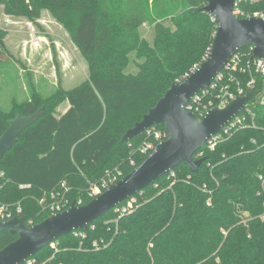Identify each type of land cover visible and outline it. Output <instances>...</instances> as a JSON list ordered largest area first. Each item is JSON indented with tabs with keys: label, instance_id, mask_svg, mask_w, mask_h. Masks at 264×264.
<instances>
[{
	"label": "trees",
	"instance_id": "1",
	"mask_svg": "<svg viewBox=\"0 0 264 264\" xmlns=\"http://www.w3.org/2000/svg\"><path fill=\"white\" fill-rule=\"evenodd\" d=\"M206 2L0 0L6 14L31 20L48 10L70 30L90 69L70 89L46 98L34 93L0 109L2 134L17 112L42 107L0 159V201L20 203L35 224L51 214L39 198L62 182L69 201L84 204L94 198L92 185L118 172L119 180L140 164L148 154L140 150L149 139L145 132L121 137L207 56L217 25L202 10ZM237 8L241 17L264 10V0L239 1ZM143 22L153 28L151 41L140 32ZM3 53L0 61H6ZM62 100L68 108L56 115ZM252 108L246 126L194 153L204 158L197 172L179 163L92 220L84 237L72 231L48 243L31 256L35 264H264V101ZM16 237L0 231V248ZM94 240H102L98 248Z\"/></svg>",
	"mask_w": 264,
	"mask_h": 264
},
{
	"label": "water",
	"instance_id": "2",
	"mask_svg": "<svg viewBox=\"0 0 264 264\" xmlns=\"http://www.w3.org/2000/svg\"><path fill=\"white\" fill-rule=\"evenodd\" d=\"M234 4L235 0H207L202 10L210 13L217 25L207 57L182 80L172 82L154 106L124 132L121 141L129 140L154 124H162L167 137L157 142L140 164L84 204L72 201L65 210L51 213L30 226L25 224V215L0 220V231L17 234L16 239L0 248V264H22L58 237L86 229L92 220L137 194L181 162H185L191 172L198 171L204 158H194V153L240 113L247 102L253 101L258 92L249 90L224 107L213 106L202 118L184 107L191 96L210 84L238 49L252 46L257 57H264V17H237ZM41 114L42 107L30 115L17 112L7 120L8 126L0 134V159L17 141L19 132Z\"/></svg>",
	"mask_w": 264,
	"mask_h": 264
},
{
	"label": "rangeland",
	"instance_id": "3",
	"mask_svg": "<svg viewBox=\"0 0 264 264\" xmlns=\"http://www.w3.org/2000/svg\"><path fill=\"white\" fill-rule=\"evenodd\" d=\"M140 32L152 40L153 28L147 23H141ZM0 36L4 43L0 50H4L6 60L0 61V109L4 111L34 93L46 98L60 89H70L89 75V64L74 43L70 30L46 9L31 20L6 14L0 5ZM129 69L136 71L132 64ZM259 98L260 95L250 105H257ZM67 108V101L62 100L54 112L60 115ZM51 247H56L55 242Z\"/></svg>",
	"mask_w": 264,
	"mask_h": 264
},
{
	"label": "built area",
	"instance_id": "4",
	"mask_svg": "<svg viewBox=\"0 0 264 264\" xmlns=\"http://www.w3.org/2000/svg\"><path fill=\"white\" fill-rule=\"evenodd\" d=\"M239 1L246 0H235L234 13L237 17H239V9L237 8V3ZM251 16L264 17V10L246 13L241 17ZM246 47L247 48H240L234 52L222 69L216 73L210 84L191 96L184 107L193 111L199 118H202L213 106L217 105L219 107H224L230 100L236 96L244 95L249 90H258L253 101H256L257 97L260 95L258 103H263L264 57H257L253 53L252 46ZM245 75H247V78H245ZM258 84H260L261 87H258ZM250 103L251 101L247 102L244 109L237 115H234L218 130V132L211 135L204 145L213 149L215 144L222 139V135L230 134L234 129L246 126L244 123L246 113H250L253 109L252 106L249 105ZM143 132H145L147 138H149L148 140L146 139L140 147L143 153H150L155 148L157 142L167 137L164 127H161L160 124L151 125ZM3 174V171H0V178H2ZM119 174L120 172L117 174H109L107 177L103 178L100 183L92 185L89 190V195L95 197L100 194L118 180ZM19 187L29 188L30 184H20ZM61 187V189L42 195L38 200L42 208L49 213L65 210L71 203L67 195L68 187L64 182L61 183ZM76 204H82L81 200L79 199L76 201ZM125 209V206L122 207V211H125ZM22 211L23 209L20 203L8 204L7 202L0 201V220H9L13 217L22 216ZM25 224L30 226L33 224V220L26 217ZM77 230L78 229L73 230L74 234H78L81 237L85 236L83 229L80 231ZM101 242L102 240H94L92 245L94 248H98ZM25 261L26 264H35V260L31 257H28Z\"/></svg>",
	"mask_w": 264,
	"mask_h": 264
}]
</instances>
